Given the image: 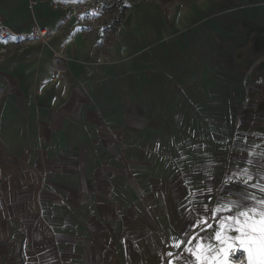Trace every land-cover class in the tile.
Listing matches in <instances>:
<instances>
[{
  "label": "crops",
  "instance_id": "0c3cea01",
  "mask_svg": "<svg viewBox=\"0 0 264 264\" xmlns=\"http://www.w3.org/2000/svg\"><path fill=\"white\" fill-rule=\"evenodd\" d=\"M0 15L49 34L0 38V264H197L174 243L218 245L212 210L264 196V0L132 2L107 36Z\"/></svg>",
  "mask_w": 264,
  "mask_h": 264
},
{
  "label": "snow or ice",
  "instance_id": "6c2138e0",
  "mask_svg": "<svg viewBox=\"0 0 264 264\" xmlns=\"http://www.w3.org/2000/svg\"><path fill=\"white\" fill-rule=\"evenodd\" d=\"M247 172L248 170L245 169L244 173ZM233 178L242 182L246 188L257 187L255 184H250L253 179L251 175H248L247 179H243L242 176ZM233 178L226 182H231ZM259 190L264 193V188ZM243 199L251 203L245 204L241 201L231 200L222 202L212 210L214 218L217 212L229 213L219 222V228L215 232V240L218 245L204 244L198 240L195 249H193L191 247L193 240L188 239L186 242L177 240L173 246L179 248L182 244H186V251L195 256L197 264H227V260L219 259L218 255L223 253L224 256H227L229 250L234 252V245H237L248 253V264H264V196L258 199L255 194L246 192ZM201 225L212 227L204 217L199 218L192 226L198 228ZM229 231H234L238 235L230 236L228 235ZM223 245H227V249ZM213 253L217 255H212Z\"/></svg>",
  "mask_w": 264,
  "mask_h": 264
},
{
  "label": "built area",
  "instance_id": "2783aa9c",
  "mask_svg": "<svg viewBox=\"0 0 264 264\" xmlns=\"http://www.w3.org/2000/svg\"><path fill=\"white\" fill-rule=\"evenodd\" d=\"M38 1L48 2L54 10L64 13V20L74 19L85 30L95 29L100 20L99 5L94 1H73V0H28L29 5L34 6ZM6 36L31 37L39 41L48 39L49 34L45 29L34 28L29 34H18L4 24L0 15V38ZM242 256V253H239ZM237 259V257H236Z\"/></svg>",
  "mask_w": 264,
  "mask_h": 264
},
{
  "label": "rangeland",
  "instance_id": "374dc122",
  "mask_svg": "<svg viewBox=\"0 0 264 264\" xmlns=\"http://www.w3.org/2000/svg\"><path fill=\"white\" fill-rule=\"evenodd\" d=\"M78 1H94L99 5V14L100 20L96 28H99L105 36L110 35L112 31L119 25V22L122 20V15L125 14V11L128 5L132 2H149V1H158L170 6L179 5L188 0H78ZM120 20V21H119ZM95 28V29H96ZM239 251H236L234 255H240ZM243 254V253H242ZM241 257V256H240ZM239 257L241 261L242 258Z\"/></svg>",
  "mask_w": 264,
  "mask_h": 264
},
{
  "label": "trees",
  "instance_id": "16d2710c",
  "mask_svg": "<svg viewBox=\"0 0 264 264\" xmlns=\"http://www.w3.org/2000/svg\"><path fill=\"white\" fill-rule=\"evenodd\" d=\"M120 21V20H119Z\"/></svg>",
  "mask_w": 264,
  "mask_h": 264
}]
</instances>
